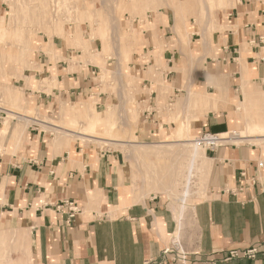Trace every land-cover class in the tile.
<instances>
[{
  "label": "crops",
  "instance_id": "0c3cea01",
  "mask_svg": "<svg viewBox=\"0 0 264 264\" xmlns=\"http://www.w3.org/2000/svg\"><path fill=\"white\" fill-rule=\"evenodd\" d=\"M181 1L153 8L142 26L138 18L131 23L124 17L119 30L133 25L138 38L123 57L116 47L108 48L113 57L98 51L85 59L74 46L76 35H69L52 39L54 61L41 54L39 69L24 74L16 86V106L23 113L7 110L14 116L8 118L0 110V264H142L147 259L178 264L161 253L174 235L186 264H264L260 255L225 259L230 250H264V168L256 185L235 193L240 173L252 176L256 161L264 160V140L258 139L264 136L237 133L248 117H264L254 111L264 91V0H227L203 45L199 33L203 24L210 28L209 21L196 23L189 16L195 11L190 4L199 0H183L184 6ZM187 20L193 32L183 44L178 29ZM88 47L92 52L91 43ZM102 76L108 78L104 84ZM122 77L132 82L133 108L124 111L128 116L134 109L131 144L167 142L179 122L197 136H224L237 128L232 139L260 142L256 147L230 139L204 150L203 196L180 226L164 202L147 198L152 191L144 196L140 190L132 202L130 167L120 150L85 146L73 137L90 135L45 122L66 133L56 138L42 128L44 121L25 114L66 118L86 114L87 108L100 114L120 107L126 94ZM194 97L216 102L205 109L191 102ZM113 113L95 117L91 125L101 120L107 130ZM63 201L76 202L80 212L68 219L55 209Z\"/></svg>",
  "mask_w": 264,
  "mask_h": 264
},
{
  "label": "rangeland",
  "instance_id": "374dc122",
  "mask_svg": "<svg viewBox=\"0 0 264 264\" xmlns=\"http://www.w3.org/2000/svg\"><path fill=\"white\" fill-rule=\"evenodd\" d=\"M176 1L178 0H0V110L5 111L8 118L14 116H11L7 110H15L23 113L22 110L16 106L19 100L16 86H20L21 80L24 79V74H26L27 70L39 69V66L36 63L41 54L49 55L50 60L54 61L52 39L66 38L69 35H76L77 39L74 46L79 51H84L83 57L85 59H91V55L98 54V51L101 56L105 54L104 58L106 59L108 56L113 57L114 55H110L107 52L116 47L118 49V55L123 57L125 53L129 52L131 49L129 42L138 38L136 32L131 30L133 25L130 26L131 28H129V31L124 32V29L119 30L120 27H123L122 21L124 22V20H126L124 17L127 16L131 23L133 22V19L138 18V25H141L142 21L145 20L144 18H147V14H149L150 11H153V8L159 6L163 7L166 6V3L172 4ZM184 1L188 2L192 0ZM184 1L182 0L179 3L180 6L186 5ZM211 1L212 0H199L191 3L190 8L195 11L189 15L196 23H203L205 20L207 21L210 19L212 23L209 22L210 28L207 30L209 36L213 32V21L215 22L218 20V13L221 9L228 6L226 4L227 0H224L225 3L221 6H213L211 5ZM43 6L48 11V14L46 13L48 19L46 21V17H41L42 20L38 19V23H36V18L34 17L33 12L35 9ZM221 17L225 18L224 15H221ZM186 22L187 25L182 29H178V38L183 44L187 43V40L191 37V33L193 32L191 26L192 23L190 21L188 22V20ZM29 32L32 33V35H35L36 45H34L30 52L28 51L29 53L27 54L26 59L24 61L16 60L14 57L15 60H12V58L8 59L9 57L5 56L8 52L13 51V53L17 54L19 51V45H17L18 38L21 37L23 33ZM195 38L196 37H193L192 41H194ZM27 40L30 41L29 38ZM206 40H209V38ZM89 43L92 44L93 53L89 50ZM24 53H26V51H24ZM117 73L118 72L113 73L115 74L114 76H116ZM122 79L124 80V84H126V94L124 95V103H126V106L122 103L120 107H109L104 113L100 114H97L94 108L91 109V111L87 108L86 114L69 113L66 118L61 115H58V117L53 115L44 116L33 110L26 111L25 114L44 121L43 123L39 122L42 124V128L54 134V137L56 138L60 133L58 127H62L90 135L86 136L88 139L73 137L74 139H78V142L85 146L92 145L94 147L98 146L120 150V152L125 155V159L128 160L130 167V191L133 193L132 202L136 200L135 196L139 194L140 190L148 191V193L152 191L147 198L155 197L157 200L160 199L168 206L176 217L171 206L173 204H179L176 202V197L182 190L183 181L182 178H179L176 181L177 184L174 188V192L168 193L167 186L165 185L166 183L167 185L169 183V179L166 176V172L168 171L167 167H169V163H171L174 158L171 156H173L172 154L176 151L175 149L178 146L177 143L189 139H195L197 134L189 131L188 123L184 125L179 122L177 127L172 130V135L167 142L154 143L151 145L145 144L140 146L141 148H139V150L133 151V145L135 143L131 144V141H133V132L136 124L134 122V109H130L128 116H125L124 114L126 107L133 108L131 103L132 94L130 91L132 82L131 78L122 77ZM107 80V76H102L100 78V81L103 84L106 83ZM112 81L115 84L114 88L117 89L118 86L116 84H118V81L115 79ZM12 91L15 93H12ZM260 94L261 95L257 99L259 107H256L254 110L258 113V117H260L261 114H264V91H260ZM15 96L16 98H14ZM245 99L246 98L244 97V101ZM191 102H194L197 105L205 104L204 108L209 109L213 107V104L216 101L215 99L200 100L197 97H194ZM109 110L114 111L113 116H111L114 121L111 129L108 124L109 127L107 130H103V126L100 124L101 120H99L95 130L91 132L88 125H91V123L95 121V117L104 118ZM239 110H243L246 115L250 113L247 112L246 108L244 109L240 107ZM120 113L122 114L120 115ZM122 117H124L125 121L121 120ZM84 119H88V122H81L84 121ZM45 122L58 127L51 126ZM87 126L89 129H86ZM242 129L243 127L240 130ZM235 131H237V128L230 129L229 133H232L229 135H234ZM243 134L252 133L248 130L247 132L244 131ZM95 137H102V141L99 142L92 140L97 139ZM129 141L130 143L127 144ZM229 143H248L256 147L261 146L258 141H249L244 138L231 139ZM164 147L166 148V151H162V148ZM199 148L204 152V147L199 145ZM131 152H134V154H131ZM175 154H177L175 156L177 157L178 153ZM202 162L205 163L206 166L202 164ZM200 163L201 166L206 167L205 171H207L208 168V163L203 157L197 159L196 169H198H195L194 176L191 180L192 192L185 202V209L182 212L183 218L188 217L194 201L203 196L202 187L204 188V185L202 183L204 173L206 172L201 166H198ZM200 167L202 170H200ZM149 173L151 174V178L145 176V174ZM144 177H146L145 180Z\"/></svg>",
  "mask_w": 264,
  "mask_h": 264
},
{
  "label": "bare ground",
  "instance_id": "6f19581e",
  "mask_svg": "<svg viewBox=\"0 0 264 264\" xmlns=\"http://www.w3.org/2000/svg\"><path fill=\"white\" fill-rule=\"evenodd\" d=\"M224 3H225L224 0H212L211 1V5H213V6H215V5L216 6H221ZM29 5H31V4H29ZM12 9H13V7H12ZM46 13L48 14V11H47V9L44 8V6L35 9L33 14H34V17L36 18V23H38V19L42 20L41 17H46V21H47V19H48L47 17L48 16L46 15ZM10 18H9V20H10ZM13 20H14V18H13ZM40 20H39V22H40ZM208 21L210 23H212L210 21V19ZM203 25H204V29H201L200 33H199V34L202 35V39H201L202 44L201 45H203V41L206 42V37L208 36V33L205 32V30H207V29H205V25L206 24H203ZM212 30H214V29H212ZM28 38L30 39V41L27 40ZM35 38H36L35 35H32V33H30V32L29 33H23V35L21 37H19L18 40H17L18 41L17 45H19L18 46V50H19L18 53L16 54V53H13V51H12V52H8V54H6L5 56H8L9 57L8 59L12 58V60L16 59V60H19V61H24L26 59L27 54L33 49L34 45H36ZM207 50H209V49H207ZM24 51H26V53H24ZM206 53H205V56H206ZM202 57H204V56H202ZM12 93H15V92L12 91ZM14 98H16V96ZM252 114L253 113H251L250 115H252ZM252 116L248 117L247 120L245 121L244 131L247 132L249 130L252 133V135L256 134L255 136H264V117H263V119L260 118L261 120L260 119L256 120V119H253ZM96 125H98V123H94L92 125H89V127L91 129V132L93 130H95ZM111 126L112 125H110V129H111ZM89 127L87 126L86 129L87 128L89 129ZM59 130H60V128H59ZM244 131L237 132V133H242L243 134ZM62 134H64V132L60 131L59 135H62ZM64 135H66V133ZM253 139H255V138H253ZM253 139H251V140L253 141ZM258 139L259 140H264V137L263 138L259 137ZM255 140H257V139H255ZM177 144H178V146L175 149L176 151L175 152L173 151V152H174V154L178 153V156L175 157L177 154H175V155L172 154L173 156H171V157H174V158L172 159L171 163H169L170 165L168 164L169 167H167L168 171L166 172V176L169 179V183H168V185H167V183L165 185L167 186V192L168 193H173L174 192V188L176 187V184H177L176 181L179 178H182V181H183L182 182V190L180 191V193L176 197V202L179 203V204L178 205L177 204H173L171 206L173 211L176 214L177 226H180L181 225L182 212L185 209V202L187 201L188 197L191 195V192H192L191 191V184H192L191 180H192V177L194 176L193 174H194V171L196 169L197 159L201 158V157L204 158V152L202 150H200L199 145L195 142V139H189V140H186V141H181L180 143L178 142ZM143 145H144L143 143H136V144L133 145V150H139V148H141L140 146H143ZM162 151H166V148L165 147L162 148ZM202 164H204L206 166L205 163L202 162ZM198 166H201V163ZM201 167L205 171L206 167H204V166H201ZM201 167H200V170H202ZM145 176L149 178V174H145ZM146 177H144V180L146 179ZM202 189H203V187H202ZM142 194L145 196V195H148L149 193H148V191H144L143 190Z\"/></svg>",
  "mask_w": 264,
  "mask_h": 264
},
{
  "label": "built area",
  "instance_id": "2783aa9c",
  "mask_svg": "<svg viewBox=\"0 0 264 264\" xmlns=\"http://www.w3.org/2000/svg\"><path fill=\"white\" fill-rule=\"evenodd\" d=\"M231 133L218 134V133H204L200 136L195 137V142L204 147L205 149H213L218 147L226 140L232 139L233 135ZM264 168V160L259 159L255 163L254 174L250 177H246L244 172L240 173V184L239 188L235 193H240L243 191L244 187L254 186L258 183V177L261 170ZM234 192V191H233ZM55 209L59 212L65 211L67 213V218L72 219L76 214L80 212L79 205L74 201H63L55 206ZM162 256H169V260L177 262L178 264H186V253L183 249L182 243L178 236L174 235L171 237L169 244L162 250ZM264 257V250H259L256 247H252L245 250H230L227 252L225 259H231L236 257H245L248 259H253L256 256ZM142 264H162L161 261L147 259Z\"/></svg>",
  "mask_w": 264,
  "mask_h": 264
}]
</instances>
